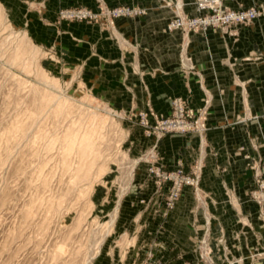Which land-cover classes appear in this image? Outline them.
I'll return each mask as SVG.
<instances>
[{
  "label": "rangeland",
  "instance_id": "rangeland-1",
  "mask_svg": "<svg viewBox=\"0 0 264 264\" xmlns=\"http://www.w3.org/2000/svg\"><path fill=\"white\" fill-rule=\"evenodd\" d=\"M168 2H164L165 6ZM120 7L145 9L96 0L94 6L66 3L49 12L46 0H0V264L254 262L262 256L259 244L247 254L232 252L229 247L231 240L244 246L245 227H249L244 218L250 210L256 207L262 218L254 174L247 195L254 207L246 208V202L234 190H226L222 197L240 225L233 234L217 217L206 220L213 214L207 206L213 199L201 185L210 100L205 98L203 105L194 109L185 99L195 116L203 112L204 128L163 134L154 129L152 113L168 115L171 100L183 97L173 96L166 112H156L149 106L122 110L107 100L110 90L104 91L99 74L128 69L126 63L122 65L118 60L137 54L141 48L131 36L122 34L117 21L147 14H118L115 10ZM89 25L97 26L99 31L87 30ZM108 50L116 56L107 55ZM187 55L191 57L188 47L181 45L179 70L198 72L192 57L194 67L182 65L181 59ZM89 72L95 75L91 77ZM142 113L147 115V125L140 121ZM138 132L153 140L149 147L144 141L137 142ZM187 134L200 138L199 155L187 167L177 159L170 168L161 161L158 151L162 141ZM239 150L258 153L252 143L248 150L244 146H239ZM150 166L201 171L200 195L185 186L170 209L165 207L167 186L160 191L154 189V195L163 194L162 203L155 207L162 216L155 229L163 232L169 213L176 208L184 190L191 189L192 213L202 215L204 220L203 234L194 239L193 255L163 254L156 251L158 242L151 243V249L140 246L131 252L130 236L144 234L151 224L136 217L123 218L122 210L126 201L129 205L131 196L141 190L136 171ZM152 184L155 188L153 181ZM138 198L139 206L132 204L136 214L148 208L144 206L147 200ZM212 230L217 235L213 236ZM258 237L260 233L255 232ZM204 238L218 243L221 253L200 254Z\"/></svg>",
  "mask_w": 264,
  "mask_h": 264
},
{
  "label": "crops",
  "instance_id": "crops-1",
  "mask_svg": "<svg viewBox=\"0 0 264 264\" xmlns=\"http://www.w3.org/2000/svg\"><path fill=\"white\" fill-rule=\"evenodd\" d=\"M46 1L49 12H54L60 4L82 3L94 6L96 2ZM104 1L107 4L144 7L147 13L143 17L117 21L122 34L131 36L133 41L141 44V48L137 54L127 55L122 61L118 60L122 65L126 63L125 67L128 69L99 74L102 85L106 88L104 91L110 90L113 93L111 96L107 91V100L122 110L144 109L149 106L156 112H166L173 96L183 97L194 109L202 106L205 98L210 100L208 130L203 140L201 185L213 199L207 204L213 217H217L233 234L240 225L233 217L234 211L230 204L222 199L225 191L234 190L235 194L246 202V208L254 207L247 198L253 186V171L247 167V160L242 155L246 151H240L239 146L248 150L249 144L255 140L259 145L258 154L264 162V14L250 24L238 26L232 35L212 27L183 35L178 30L167 32L164 29L165 23L173 15L171 8L165 6L164 2L174 0ZM194 1L182 0L186 13H196ZM238 1L244 5L252 3L251 0ZM262 3L264 6V0ZM85 28L89 31H99L95 25ZM104 36L109 42L107 35ZM183 43H188L187 47L197 73H184L178 68V53ZM106 52L107 55L116 56V53H110L109 50ZM88 75L92 77L95 72H89ZM143 141L147 143L146 147H149L153 140L139 134L137 142ZM158 151L161 161L170 168L177 159H181L187 167L199 155L200 138L196 134L165 137ZM136 175L137 182L142 186L140 194L131 196L133 199L128 200L129 205L126 201L122 210L125 212L123 218L136 217V220L147 221L151 225L144 234L130 236L133 242L131 252L141 247L151 249V243L158 242L160 246L156 251L163 254H195L194 239L203 234L204 220L202 215L192 213L194 200L191 189L184 190L176 208L164 221L166 230L158 231L155 225L161 221L162 216L155 212V207L162 203L163 194L154 195L155 188L144 168L138 169ZM138 196L147 200L144 206L148 208L142 210L146 211L143 215L139 210L136 214L132 208L139 206ZM244 219V223L249 226L245 227L247 234L244 246H238L231 240V251L247 254L259 244L263 252L264 219L260 218L256 207L250 210ZM212 231L213 236L217 235L216 231ZM255 232H259L260 237L255 238ZM246 264H264V254L254 262L248 260Z\"/></svg>",
  "mask_w": 264,
  "mask_h": 264
},
{
  "label": "built area",
  "instance_id": "built-area-1",
  "mask_svg": "<svg viewBox=\"0 0 264 264\" xmlns=\"http://www.w3.org/2000/svg\"><path fill=\"white\" fill-rule=\"evenodd\" d=\"M251 1V4L244 5L238 0H195L196 13L194 14L184 12L182 0H174V2L169 1L167 4L168 6H172L171 10L174 16L166 22L164 29L167 32L178 30L183 35H188L191 31H204L207 28L212 27L219 29L223 33L232 35L233 30L238 26L250 24L260 16H263V0ZM115 11L118 14L130 13L133 15L141 12L145 13L146 10L142 8L136 10L131 7H120L116 8ZM80 13H82V11H80ZM182 45L188 46V43H183ZM181 61L185 68L194 67V65L191 64V57L188 55L185 57L183 56ZM202 113L203 112H200L195 116L192 113V110L188 107L185 99L174 97L171 100V109L168 115H156L152 113L155 120V123L153 124L154 129L160 134H163L164 132L192 130L194 128L201 129L205 126V123L202 120ZM140 121L142 124H148L146 113H142ZM251 143L255 149H258L259 145L257 142ZM243 156L247 160V167L250 168L253 171L254 176L257 177L261 214L262 219H264V162L262 161L261 156L256 153V150L253 154L252 151H246ZM145 171L148 178L155 184L156 191H160L164 186L166 189L167 186V195L165 198V207L167 209L174 206L185 186L192 187L194 193L200 195V169L186 172L182 169L167 170L158 166H150L146 168ZM136 194H140L139 190L136 191ZM200 197L201 196H199V199ZM200 202L204 204V202ZM212 217L213 215L209 218L206 216V220L210 221ZM244 222H246L245 219ZM222 236H224V233ZM201 243L200 254L211 255L221 253L218 243H210L207 241V238L202 239ZM262 254H264V250Z\"/></svg>",
  "mask_w": 264,
  "mask_h": 264
}]
</instances>
